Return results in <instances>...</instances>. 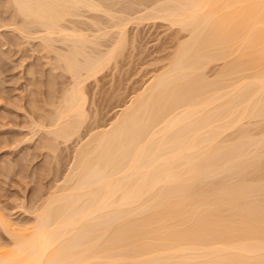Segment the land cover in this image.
<instances>
[{"label": "bare ground", "instance_id": "1", "mask_svg": "<svg viewBox=\"0 0 264 264\" xmlns=\"http://www.w3.org/2000/svg\"><path fill=\"white\" fill-rule=\"evenodd\" d=\"M103 1L8 2L21 38L39 33L56 56L52 75L60 62L70 77L52 113L32 111L40 123L31 125L60 142L91 127L61 182L32 205L33 219L16 223L0 208V234L10 237L0 238V264H264V17L252 7L260 0H144V12L126 1L131 17ZM83 9L108 14L109 28ZM134 11L184 37L110 123L92 128L85 80L122 56L128 20L143 22ZM107 33L115 36L104 46Z\"/></svg>", "mask_w": 264, "mask_h": 264}, {"label": "rangeland", "instance_id": "2", "mask_svg": "<svg viewBox=\"0 0 264 264\" xmlns=\"http://www.w3.org/2000/svg\"><path fill=\"white\" fill-rule=\"evenodd\" d=\"M115 1L116 4L114 5ZM145 1L144 0H134V1L111 0L109 2V0H107L109 4L111 3L113 4L109 5L107 4V2L106 4L109 5L110 7L114 5V7L111 8L113 10L117 9L115 10V12L120 11V13L118 12V14L120 15L121 13L122 14L126 13L127 11L125 9L126 6L135 5V4H131L130 2L136 3L139 6L142 5V7L144 6V4L146 5V7L148 6L152 7V5H148L149 1L146 2L147 4L144 3ZM8 2L12 5L11 0H0V23L2 24H6V23L9 24L10 22L7 21L11 19L12 16L16 15L13 9L10 8L9 6L10 4H8ZM125 2L128 5L125 4ZM128 7L127 9L129 10ZM135 7L137 8V6H134V8ZM136 8L134 10L135 11L137 10L138 12V10L140 9H136ZM131 9H133V7H131L130 10L127 11L126 13L127 15L130 14L129 12L132 11ZM143 9L146 8L144 7L141 8V11ZM83 11L81 12L83 13ZM90 11L89 12L88 10L84 11L86 12L84 15H86V17L88 16L89 18L91 17V20H93V22L95 21L94 18L99 17L97 19L100 21V23L102 19L100 18V16H97L95 14L101 15V17L104 20L102 22L104 26L106 27L109 26L108 24L110 23L107 22H109L108 20H110L111 18L107 17L108 14L107 16L105 14L106 16L105 17L104 14L102 15L101 13H99L100 11H95L97 13H93L94 11L91 12ZM135 11L133 13L131 12L133 14V17L135 16L134 15L136 13ZM141 11H139V13ZM144 11L145 10H143V12ZM143 12L141 13L143 14ZM12 13L13 15L10 16ZM90 14L93 15L89 16ZM136 14L139 15L138 13ZM144 14L142 15L143 17H141V20H143V18L144 19L146 18L144 17L146 14L145 15ZM84 15L80 13V16L82 17H79V21L80 18H82L81 22H83V20L85 22L86 17ZM94 15L96 17H94ZM7 18L8 20H6ZM14 18H16L15 22H14ZM89 18H88V22L91 21V20L89 21ZM21 19H22L21 17L19 18V16L18 17L15 16L12 18L13 21L9 20L12 22L10 23L11 26L10 25L8 26L7 24L5 25V27L4 25L1 27L2 24L0 25V88L3 87L1 89L2 91L0 90V136H1L0 138V208L1 211L3 210V213L6 212V214L9 215L16 223H22L33 219L31 218L33 217V212L31 213L30 211L32 209L31 207L35 206L34 202L36 201L37 203L39 201V198H41V196L43 197L44 194L46 193L48 194L50 191L47 192V190H51L52 185L54 186L59 184V182H61L60 179L61 178L63 179V174H66V172L69 169L68 165L71 164V158L73 156V155L71 156V152L74 153L75 147L78 145L79 142L78 140H81L82 136L84 135H85L84 138L86 137L87 134L84 133H88L86 131L90 130L89 129V127H91L90 123L92 124V128L94 127L96 128L98 126V123H101L102 126H106L108 122L110 123L111 122L110 120H112V118L114 119L117 113H119L118 111L121 110L123 104L124 105L127 104L130 101L129 99H131L130 97L133 96L134 93H137V90H139V88L141 90V88L145 86L144 84L146 83V81H149V79H151L150 77L152 76V74L156 73L154 71H158L157 69H159L162 65L164 66L165 64L164 62H167L165 59H167V57L170 56L169 54H172L171 52L174 51L175 49L174 45L177 43V40L178 41L180 40L179 37H181V39L182 36L184 37V32L183 33L182 31L181 33L178 32L180 31L179 29L177 30L178 27L176 28L174 26H169L170 24L166 23V21L165 22L161 21V19L156 20L155 18V20H153V18H151L149 20H143V22H139V23L138 22L133 23L134 21L133 18H131V20H128V23L129 21L132 22H130L128 25L126 24L125 31L127 32H125V34L128 35H126L127 37L125 36L126 38L124 44L125 45L127 44V46L122 47L123 48L122 51L124 53L123 52L119 53L122 54V56L116 57V59L118 58L117 59L118 61H115L116 59L113 60V62L115 61L114 64L111 61L112 64L109 63L110 66H106L105 68L103 67L104 69L103 70L101 69L102 70V71L100 70L101 72L98 71V74L96 73L94 75L95 77L92 76L94 78L92 77L89 79L87 78L85 80L87 84L84 82V84H86L84 85L86 86L85 89H88L86 90L88 94L86 93V100L84 106L85 109L88 111L87 114H89L87 115V118L88 116L89 118L86 120V122L87 121L88 122L85 123L86 125H88L89 123L90 126H88L87 129V127L84 126L83 124L84 127L83 126L82 127L84 129L81 127L80 133L78 132L79 133L78 135L81 136L80 139H79L80 136L78 137V135H75L76 138L78 137L77 139L73 136L68 141L66 140V142L64 139H63L64 142L63 140H61L60 142L58 141L59 138H56L49 131L50 128L48 127L45 128L46 126H44L43 128L46 129L45 131L44 129H42V127H39V129L42 130L35 131L36 127L34 129L33 127L34 125L32 123L33 125L32 126L31 122L32 120H35L34 122L36 126L38 123H40V117L38 116L39 113L33 116V114L36 112H41V111L43 112L46 110L45 112L46 115H50L52 113L53 104L59 98L62 92L61 90H63V88L67 85L68 82L67 80L70 77L68 78L69 74L68 75L63 74L66 72L61 71L62 68L61 65H59L61 64L60 62L59 63L56 62V64L54 63L55 65H57L56 68L57 70H52L56 73L55 74L53 72L54 76L52 75L51 62L54 61L53 59L54 57L56 58V56H53L54 53H52V51H45L46 49L43 48L44 49L43 50L42 47H40L41 46L40 40L38 39V37H36L37 34L39 33L36 32L32 33L34 35L28 34L27 37H31V39L30 38L27 39V37L21 38V36L23 35H20V33H18L19 31L15 29L17 25H15V27L13 25V23L15 24L17 22L18 23L21 22L20 21ZM77 20L78 18L76 17V20L73 21L76 22ZM136 20L137 18L135 19V22ZM105 22L107 23L108 26L105 24ZM90 23L87 25V27L89 26V28L93 30V28L90 26ZM100 23H97V26L98 24L100 25ZM86 24L87 21L85 23V26ZM79 25H83V23L82 24L80 23ZM94 26L97 29V26L96 25ZM104 26L102 27L104 28ZM81 27L82 26H80V28ZM87 27L86 28L82 27L83 31L85 29L86 31H89V28L87 30ZM98 28H100V30L98 29L99 30L98 33H101V29H102L101 26ZM108 28H106L105 30L107 31ZM28 29H30L29 31L33 32L37 30V26L30 25ZM92 30H90L89 32H91ZM95 32L97 33V30ZM112 32L114 33L115 31L113 30L110 31V33ZM93 34L95 33L93 32ZM89 35H92V33H90ZM106 36L107 37L105 38L103 37L105 41L107 40V42L105 43L103 38L101 36L99 37V41L102 40L103 45L107 44L104 46H108L109 45L108 43L111 42L110 41L111 38L113 39L115 35L114 36L112 35L113 37L109 36V34ZM108 37L110 40L108 39ZM108 40L110 42H108ZM58 44L59 43H57L54 46L66 48L61 43H60L61 46L60 44L59 45ZM62 48H58V50ZM46 52H51V53L48 54ZM50 56L53 58L48 59V57ZM215 66L216 65L214 66L212 65L213 69H210L212 70V72L217 68V66L216 68H214ZM58 67L60 69H58ZM210 70L209 72L211 74L212 72ZM55 75H57V77L59 76L58 81ZM50 78H52V80H50ZM49 80L55 82V84L50 83ZM40 82L44 84L40 85L41 84ZM46 83H47V87L49 86L48 88L50 90L46 87ZM50 84L51 85L53 84V86L55 85L57 86V87L55 86V90L53 89L54 87L52 88ZM60 84L62 85L60 86ZM62 86L64 87L62 88ZM48 91L50 92L49 94ZM30 92H32L31 96L34 97L33 99H30L31 96L29 97ZM41 95H43L45 98ZM30 100L31 102L32 100L35 101L32 102V104L36 103L35 106L34 104L32 106L35 107L33 108V110H31L32 108H30L31 107ZM50 100H51V104L49 102ZM38 103L41 104L42 106L39 105ZM44 103L50 104L49 107L51 106V108L46 106ZM34 109L37 110L34 111ZM31 117L33 119H31ZM36 118L39 119L36 120ZM101 124H99V126H101ZM31 127L36 133L32 132L33 130L31 129ZM46 131L49 135L46 133ZM48 136H50V138ZM4 137L5 140H2V138ZM45 141H49V142H45ZM45 144H47L46 147ZM56 146L58 147V149ZM4 155L5 157H3ZM6 155H8V158H10L12 162L9 159H6L7 158ZM8 162L9 164H7ZM10 163H12L13 165ZM8 165L9 166L11 165L12 167L10 168L8 167ZM8 168L9 170H7ZM52 188L54 189V187ZM40 190L42 192H40ZM37 195L39 196L41 195V196L39 197ZM1 232L3 231L1 230ZM4 232L0 234L2 235V237L0 236V238L1 240L5 241V243H7L10 240L9 239L10 237H8L9 235L7 236L6 235L7 233ZM1 240L0 242H2Z\"/></svg>", "mask_w": 264, "mask_h": 264}, {"label": "snow or ice", "instance_id": "3", "mask_svg": "<svg viewBox=\"0 0 264 264\" xmlns=\"http://www.w3.org/2000/svg\"><path fill=\"white\" fill-rule=\"evenodd\" d=\"M252 7H258L261 11L262 17H264V0H260L258 5H252Z\"/></svg>", "mask_w": 264, "mask_h": 264}]
</instances>
